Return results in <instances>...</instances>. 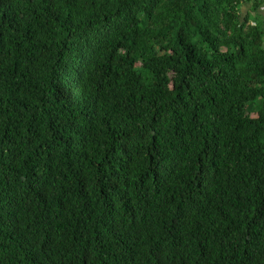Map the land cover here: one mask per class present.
<instances>
[{
    "label": "trees",
    "instance_id": "trees-1",
    "mask_svg": "<svg viewBox=\"0 0 264 264\" xmlns=\"http://www.w3.org/2000/svg\"><path fill=\"white\" fill-rule=\"evenodd\" d=\"M263 6L0 0V264H264Z\"/></svg>",
    "mask_w": 264,
    "mask_h": 264
},
{
    "label": "rangeland",
    "instance_id": "rangeland-1",
    "mask_svg": "<svg viewBox=\"0 0 264 264\" xmlns=\"http://www.w3.org/2000/svg\"><path fill=\"white\" fill-rule=\"evenodd\" d=\"M245 7H246V5H244ZM247 9V8H246ZM246 9H244L243 7L241 8V13H242V15L245 13V10ZM259 12H261V14L264 12V9H260L259 10ZM262 15H264V13L262 14Z\"/></svg>",
    "mask_w": 264,
    "mask_h": 264
},
{
    "label": "crops",
    "instance_id": "crops-1",
    "mask_svg": "<svg viewBox=\"0 0 264 264\" xmlns=\"http://www.w3.org/2000/svg\"><path fill=\"white\" fill-rule=\"evenodd\" d=\"M244 5H246V7H245V6H243V8H244V9H246V8L248 9V8H249V5H248V4H244ZM247 9L245 10V12L247 11ZM261 9H264V6H263V7H261ZM263 13H264V12H263ZM263 13H262V14H263Z\"/></svg>",
    "mask_w": 264,
    "mask_h": 264
}]
</instances>
